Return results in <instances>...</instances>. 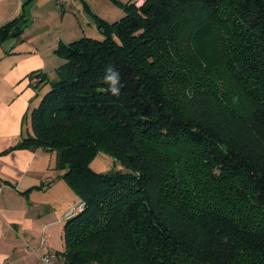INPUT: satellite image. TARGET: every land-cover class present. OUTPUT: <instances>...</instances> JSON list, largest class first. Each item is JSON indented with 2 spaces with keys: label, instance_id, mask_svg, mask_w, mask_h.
I'll list each match as a JSON object with an SVG mask.
<instances>
[{
  "label": "trees",
  "instance_id": "16d2710c",
  "mask_svg": "<svg viewBox=\"0 0 264 264\" xmlns=\"http://www.w3.org/2000/svg\"><path fill=\"white\" fill-rule=\"evenodd\" d=\"M123 10L102 39L59 46L63 77L17 145L54 153L84 205L64 225L67 264H264V0ZM97 153L121 169L94 172Z\"/></svg>",
  "mask_w": 264,
  "mask_h": 264
},
{
  "label": "crops",
  "instance_id": "0c3cea01",
  "mask_svg": "<svg viewBox=\"0 0 264 264\" xmlns=\"http://www.w3.org/2000/svg\"><path fill=\"white\" fill-rule=\"evenodd\" d=\"M132 3L71 0L58 7L55 0H0V27L20 22L0 41V264H43L49 249L63 253L64 225L80 204L55 169L54 153L17 148L31 134L30 112L40 102L42 84L34 88L30 75L39 73L48 84L61 79L66 60L59 46L102 39L99 22L119 21Z\"/></svg>",
  "mask_w": 264,
  "mask_h": 264
},
{
  "label": "built area",
  "instance_id": "2783aa9c",
  "mask_svg": "<svg viewBox=\"0 0 264 264\" xmlns=\"http://www.w3.org/2000/svg\"><path fill=\"white\" fill-rule=\"evenodd\" d=\"M69 1H71V0H55V4L58 7H62ZM144 2H145V0H133V4L136 7H140ZM41 82H42V78L39 75H34V76L29 78V83L33 87H36ZM83 208H84L83 203H80L79 205H77L75 208H73L70 211V213L68 214V218H72L75 215H77L78 213L82 212ZM45 243L46 242H45V239H44L42 244L45 245ZM41 261H42L43 264H67V262L65 260V256L63 255V253L56 252V251L51 250V249H49L47 254L42 257ZM89 264H98V263L92 262V263H89Z\"/></svg>",
  "mask_w": 264,
  "mask_h": 264
},
{
  "label": "rangeland",
  "instance_id": "374dc122",
  "mask_svg": "<svg viewBox=\"0 0 264 264\" xmlns=\"http://www.w3.org/2000/svg\"><path fill=\"white\" fill-rule=\"evenodd\" d=\"M57 81L58 80L54 81L53 83H55ZM49 85H51V83L48 84V82H46V83L42 84L41 87L37 90V92H36L37 94H38V92L41 91L39 93L40 96H36L39 98V100H41V98L43 97V94H42L43 88L46 86H49ZM89 167L96 173H107V172L112 171V170L121 169V167L118 165V163L114 162L113 159L105 153H97L91 159V161L89 163ZM55 169H56V166H55Z\"/></svg>",
  "mask_w": 264,
  "mask_h": 264
},
{
  "label": "clouds",
  "instance_id": "9594fccd",
  "mask_svg": "<svg viewBox=\"0 0 264 264\" xmlns=\"http://www.w3.org/2000/svg\"><path fill=\"white\" fill-rule=\"evenodd\" d=\"M105 82L109 85L108 91L112 95H119V74L117 71L113 70L111 67L106 69Z\"/></svg>",
  "mask_w": 264,
  "mask_h": 264
},
{
  "label": "water",
  "instance_id": "95a60500",
  "mask_svg": "<svg viewBox=\"0 0 264 264\" xmlns=\"http://www.w3.org/2000/svg\"><path fill=\"white\" fill-rule=\"evenodd\" d=\"M14 34H11V36H13Z\"/></svg>",
  "mask_w": 264,
  "mask_h": 264
}]
</instances>
